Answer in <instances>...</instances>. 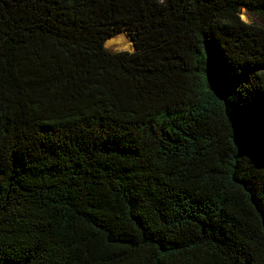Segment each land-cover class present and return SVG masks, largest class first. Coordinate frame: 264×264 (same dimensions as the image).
Here are the masks:
<instances>
[{"label":"trees","instance_id":"obj_1","mask_svg":"<svg viewBox=\"0 0 264 264\" xmlns=\"http://www.w3.org/2000/svg\"><path fill=\"white\" fill-rule=\"evenodd\" d=\"M243 9L264 23V0H0V264H264Z\"/></svg>","mask_w":264,"mask_h":264},{"label":"rangeland","instance_id":"obj_2","mask_svg":"<svg viewBox=\"0 0 264 264\" xmlns=\"http://www.w3.org/2000/svg\"><path fill=\"white\" fill-rule=\"evenodd\" d=\"M241 18L247 24H250V25H253V26H259V27L264 26V23H263L262 18H260L259 16L255 15L253 13L248 12L245 9L242 10ZM120 35H123L127 40H129L124 33H122ZM107 42L105 44V48L108 51H110V52H113V53H120V52L133 53L134 52V47H133V44L132 43H130V46L127 49L120 50V49H117L116 47L113 48V47L109 46L107 44Z\"/></svg>","mask_w":264,"mask_h":264},{"label":"bare ground","instance_id":"obj_3","mask_svg":"<svg viewBox=\"0 0 264 264\" xmlns=\"http://www.w3.org/2000/svg\"><path fill=\"white\" fill-rule=\"evenodd\" d=\"M131 41L127 40L123 35H117L110 40L107 44L111 47H116L117 49L123 50L130 46Z\"/></svg>","mask_w":264,"mask_h":264},{"label":"water","instance_id":"obj_4","mask_svg":"<svg viewBox=\"0 0 264 264\" xmlns=\"http://www.w3.org/2000/svg\"><path fill=\"white\" fill-rule=\"evenodd\" d=\"M131 41V40H130ZM131 43H132V41H131ZM133 44V43H132Z\"/></svg>","mask_w":264,"mask_h":264}]
</instances>
